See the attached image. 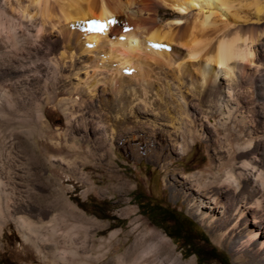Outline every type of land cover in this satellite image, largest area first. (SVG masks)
<instances>
[{
	"label": "rangeland",
	"instance_id": "1",
	"mask_svg": "<svg viewBox=\"0 0 264 264\" xmlns=\"http://www.w3.org/2000/svg\"><path fill=\"white\" fill-rule=\"evenodd\" d=\"M257 5L261 7L259 19L255 16ZM226 8V15H213L217 23L223 19L233 21L235 14L249 18L242 22L241 28L252 38L249 45L253 50V62L239 76L236 92L243 103L242 111L249 119L248 127L253 129L251 137L235 121L228 120L224 124L220 113H202L198 115L195 131L187 132L188 141L184 142V147L175 142L178 146L169 150L162 148L167 144L168 133L149 128L155 123L152 129L164 125L171 132V126H165L168 124L161 119L154 121L150 114L131 113V128L116 127L114 137L108 139L96 131L105 123L98 117V108L88 111L86 105H90V101L83 102L82 94L69 93L72 88L69 84L87 78L91 73L89 68L77 64L72 73L62 69L63 81L55 87L58 93H53L50 87L42 94L43 101L35 104L28 91L36 82L29 71L21 70L19 57L22 54H14L13 60L0 58V78L3 73H11L5 69L8 63H14L16 70L5 77L8 79L4 83L11 93L8 103L22 101L30 110L26 114H0V193L13 216L29 221L35 228L29 232L14 219L4 221L0 227V264H60V260L40 254L24 238V234L29 233L41 244L49 242L50 222L58 223L54 237L56 255L67 257L70 241L64 234V222L73 224L77 219L60 215L58 206L81 215L88 226L79 236L75 230L70 233L74 244L84 243L80 258L69 264H157L160 259L175 255L180 257L181 264L214 263L213 260L201 263L193 253L184 252L185 247L179 239L168 236L166 228L152 223L145 215L151 206H163L191 219L203 231L209 244L225 254L229 264H248L254 248H242L238 253L232 248L235 235L229 230V205L213 211L210 222L201 221L195 214L199 199L215 195V183H207L223 173L225 166H218L215 152L226 147L227 141L233 146L236 142L251 140L256 152L248 160L264 168V0H229ZM168 11L172 9H159L163 17ZM45 71L42 63L32 72L42 74ZM224 81L222 79V84ZM257 82L263 91L262 99L256 94ZM189 114L195 113L189 110ZM135 121H144L145 127ZM226 132L227 141L224 139ZM232 161L234 171L240 172L238 159ZM35 165L40 176L34 179L29 172ZM216 195L224 203L232 197L230 192ZM257 199L264 211V198ZM202 209L209 210L206 205ZM222 209L224 214L220 212ZM161 235L166 239L161 241ZM123 254L126 255L121 258Z\"/></svg>",
	"mask_w": 264,
	"mask_h": 264
},
{
	"label": "bare ground",
	"instance_id": "2",
	"mask_svg": "<svg viewBox=\"0 0 264 264\" xmlns=\"http://www.w3.org/2000/svg\"><path fill=\"white\" fill-rule=\"evenodd\" d=\"M228 2L229 0H0V58L13 60L14 54H22L19 57L21 70L29 71L36 82L28 91L35 104L40 102L42 94L50 87L53 88V93H58L55 87L60 86L63 81L62 69L72 73L77 64L89 68L91 73L87 78L76 80L74 85L69 84L70 88L72 86L69 93L82 94L85 97L83 102L90 101L91 106L85 104L88 111L98 108V117L105 123L96 128V131L108 139L114 137L116 127L126 130L131 128V113L150 114L154 121L161 119L168 124L165 126H171V132L164 125L152 129L151 126L154 127L155 123L149 128L168 133L167 144L162 148L169 150L179 143L181 148L184 147L187 132L195 129L198 115L202 113H220L224 124L228 120L235 121L251 137L253 129L248 127L249 119L242 111L243 103L241 104L236 87L245 67L253 62V50L249 45L253 41L249 32L241 28L242 22L249 20L246 16L235 14L233 21L223 19L217 23L218 19L213 15H226ZM161 7L172 11L164 12L163 17L159 13ZM255 7V16L259 19L261 7ZM240 18L242 21H239ZM42 63L45 72H32L35 66ZM13 64L8 63L5 67L11 73H3L0 78V114L30 112L29 105L22 101L8 103L11 101V93L4 82L8 79L5 78L7 75H11L12 71L16 72ZM222 79H225L224 84ZM255 85L258 86L256 94L262 99L260 83ZM189 110H193L195 114H189ZM135 122L145 127L144 121ZM224 128L228 130L227 127ZM227 135V132L224 133L226 141ZM103 144L100 143L101 146ZM225 146L215 152L219 160L218 166H225L223 173L217 174L207 183H215V195H209L206 200L199 199L195 214L201 221L210 222L213 220V211L219 206L229 205V230L235 235L232 248L238 253L242 248L253 246L254 251H250L252 256L247 263L264 264V211L257 199L264 198V168L248 160L256 152L251 140L236 142L233 146L227 141ZM233 159H238V173L232 167ZM33 168L29 175L35 179L40 175L37 166ZM220 192H230L232 197L224 203L216 195ZM253 197L255 200L251 201ZM8 205L0 193V227L11 218L29 232L35 230L29 221L15 218ZM205 205L209 208L208 212L202 209ZM58 209L65 218L77 219L73 224L64 222V234L70 241L67 257L56 255L57 241L54 237L57 235L58 223H49V242L41 244L29 233L24 234V238L43 256L47 254L52 260H60V264H69L71 260L80 258L84 243L74 244L70 233L75 230L79 236L88 226L81 215H76L67 207L58 206ZM220 212L225 213L224 209ZM165 239L164 235L160 236L161 241ZM124 255L126 254L120 257L124 258ZM181 263L180 257L175 255L160 259L157 264Z\"/></svg>",
	"mask_w": 264,
	"mask_h": 264
},
{
	"label": "flooded vegetation",
	"instance_id": "3",
	"mask_svg": "<svg viewBox=\"0 0 264 264\" xmlns=\"http://www.w3.org/2000/svg\"><path fill=\"white\" fill-rule=\"evenodd\" d=\"M158 207H160V210ZM162 208L164 207L151 206L147 208L146 213H148L151 218H153L155 223L162 225L169 232L174 233L177 239H179L181 242H184L187 246H191L194 250L198 251L201 256L203 255V257L207 258V260L213 259L214 263L211 264H226L222 256H219V254H217L215 251H206L201 245V242L195 240L193 235L194 233L196 234V231L189 223L182 220L178 212L167 209L166 207V211H164ZM166 213L169 217L168 220L165 219ZM169 219H173L174 221Z\"/></svg>",
	"mask_w": 264,
	"mask_h": 264
},
{
	"label": "trees",
	"instance_id": "4",
	"mask_svg": "<svg viewBox=\"0 0 264 264\" xmlns=\"http://www.w3.org/2000/svg\"><path fill=\"white\" fill-rule=\"evenodd\" d=\"M142 208L143 207H141V211L143 210ZM158 209L160 210V207H158ZM165 209H166L165 207L162 208V210L166 211ZM178 214L182 218V220H184L185 222L189 223L194 228V230L196 231V234L194 233L193 237L195 238V240H198V241L201 242V245L205 248L206 251H208V252L209 251H215L217 254H219V256H222L223 257V259L225 260L226 264H229V262H228V260H227V258L225 256V254L222 251L218 250L216 247H214V246H212V245L209 244V241H208L207 237L205 236V234L203 233V231H201V229H199V227H197L192 222L191 219H189L185 215H180V213H178ZM145 215H147V217L149 218V220L152 223L156 224L155 221L153 220V218H151V216L148 213L145 212ZM168 218L169 217H168V215L166 213L165 214V219L168 220ZM169 220L174 221L173 219H169ZM167 234H168V236L177 239V237L175 236L174 233H171V232L168 231ZM182 244L185 247L184 252L193 253L196 256L197 260L200 259L199 261L201 263L202 262L209 261V260H207V258H204L203 255L201 256L200 253L198 251L194 250L191 246H187L184 242H182ZM211 260H213V259H211Z\"/></svg>",
	"mask_w": 264,
	"mask_h": 264
}]
</instances>
